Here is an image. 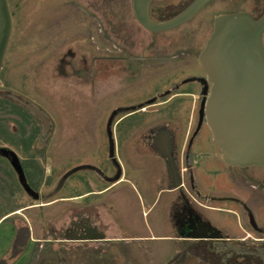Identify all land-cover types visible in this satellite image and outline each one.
Masks as SVG:
<instances>
[{
    "label": "rangeland",
    "instance_id": "obj_1",
    "mask_svg": "<svg viewBox=\"0 0 264 264\" xmlns=\"http://www.w3.org/2000/svg\"><path fill=\"white\" fill-rule=\"evenodd\" d=\"M9 3L14 27L0 76V100L16 103L10 98L15 96L41 110L49 121L46 133L43 132L39 118L35 116L32 121L33 125L37 124L40 127L34 151L45 169L44 182L50 183L43 185L39 191L40 199L29 197L18 186L20 190L14 201L16 203L23 201L29 206L46 204L49 201L48 195L58 182L62 170L59 157L61 140H68L65 142L66 145L62 146L68 166L78 159L95 162L105 160L106 111L98 110L97 106L107 107L112 94L122 93L127 76L120 72L123 63L113 66L114 64L102 55L95 63L98 76L94 84L84 82L76 76L75 71L81 69L85 61L90 65L93 55H97L90 50L89 43L87 45L85 40L91 36L90 28L95 32V29L100 27L101 32H106L112 41L122 45L131 56L148 58L179 56L181 60H185L181 62L175 59L177 61L171 63L168 60L156 59L146 63L147 66L141 69V83L145 79L177 68L179 72L184 73L178 75L181 79L191 74L190 70L183 69L182 66L192 63V59L186 58L187 54L197 55L204 46L212 32L211 23L214 15L242 8L251 12L258 10L259 16L263 7L261 0H214L188 24L158 34L154 38L134 18L131 0H9ZM159 3L164 4L165 10L186 5L184 0L155 1V4ZM64 68L67 74L63 73ZM133 69L134 67L131 68ZM139 84L140 82H135L132 86L137 87ZM162 86L161 82H154L151 88L143 92L150 95ZM125 94L133 98L134 95L138 96L139 92L132 90ZM122 96L124 97V94L119 98ZM195 101L200 100L196 97ZM169 110L166 108L157 111L156 120H161ZM16 122L17 118L14 115L0 113V123L9 133L18 132ZM43 135L45 137H42ZM0 138V152L14 151L21 159L23 158L14 147ZM209 140L210 133L204 129L194 144V153L199 157L195 173L204 184L213 183V180L221 184L223 175L217 178L210 176V170L220 172L223 165L218 157L217 147ZM151 178L143 173L142 178L136 180L138 184L133 177L131 181L140 187L151 183ZM14 201L12 200L10 204H14ZM0 205L7 208L9 203L4 201ZM132 206L134 207L132 211L125 214L126 221L120 220L128 235L136 237L143 232L140 225L151 221L152 215L148 219H141L137 204L133 203ZM61 207L63 205L43 207L42 210L33 208L21 212L12 220L18 222V228H30L31 235L39 237L41 228L47 225L49 220H54L55 226H60L66 209ZM10 229V221L0 228V255L8 247ZM159 246L162 248L165 244ZM154 253L160 255L159 250Z\"/></svg>",
    "mask_w": 264,
    "mask_h": 264
},
{
    "label": "flooded vegetation",
    "instance_id": "obj_2",
    "mask_svg": "<svg viewBox=\"0 0 264 264\" xmlns=\"http://www.w3.org/2000/svg\"><path fill=\"white\" fill-rule=\"evenodd\" d=\"M155 1L151 0L149 3V15L153 21L163 22L180 13L193 0H184L186 5L171 10H165L163 3L155 4ZM213 1L208 2L200 12ZM261 1L263 7L259 16L258 10L251 12L238 8L214 15L211 26L213 27L215 16L220 14L245 11L259 18L264 13V0ZM131 8L138 22L134 14L133 0H131ZM138 24L142 26L139 22ZM90 30L91 36L89 35L85 40L87 45L89 43L90 50L98 56L93 55L90 65L85 61L81 69L75 71L76 76L84 82L94 84L98 76L95 63L100 57L109 59L113 66L123 63L120 72L127 76L124 91L112 94L110 104L132 106L136 107L137 111H141L164 108L171 110L187 103L194 117L191 143L195 144L203 130L207 129L211 137L209 141L214 144L204 114L211 85L199 70L197 62L205 44L197 55L187 54L186 58L192 59V63L184 64L182 68L190 70L191 74L188 76L180 79L178 75L184 73L179 72L177 68L145 79L141 83L140 73L141 69L147 66L146 63L156 59L168 60L171 63L177 61L175 59L181 62L185 60H181L179 56L134 57L129 55L122 45L112 41L106 32H101L100 27H97L95 32L91 28ZM150 33L155 38L163 32ZM133 64L136 65L132 66ZM194 67L197 69L195 70ZM66 68L63 70L64 74H67ZM135 82L140 84L137 87L132 86ZM154 82H161L163 86L150 95L144 93L143 91L151 88ZM132 90H138L139 94L129 98L130 95L126 96L125 93ZM122 94L124 97L119 98ZM196 97L199 102L195 101ZM10 98L15 101L12 96ZM35 144L33 153H35ZM11 152L18 157L10 150L0 154L8 155ZM218 154L223 170L220 172L210 170V176L217 178L223 175V182L219 184L213 180V183L204 184L196 176V166L190 168L187 174H183L184 179L189 178L188 182L181 181L176 185L174 183L175 188L172 192L176 194L177 199L172 205L173 213L146 222L140 238L108 239L103 232L97 230L90 219L74 214L67 218L62 216L59 227L55 226L54 220H49V223L41 228L39 237H33L30 228L14 227L9 258L0 259V264H264V166L230 167L222 162L219 149ZM35 155L39 158L36 153ZM39 191L35 193L40 194ZM27 195L32 197L28 193ZM46 206L49 204L27 206L18 210L20 212L17 214L33 208L42 210ZM159 244L165 246L161 248ZM158 250L159 256L154 253Z\"/></svg>",
    "mask_w": 264,
    "mask_h": 264
},
{
    "label": "crops",
    "instance_id": "obj_3",
    "mask_svg": "<svg viewBox=\"0 0 264 264\" xmlns=\"http://www.w3.org/2000/svg\"><path fill=\"white\" fill-rule=\"evenodd\" d=\"M105 107L97 106L98 110L106 111L105 160L78 159L68 166L62 151L68 140H61L59 157L62 170L58 182L48 198L46 196L49 200L46 207L63 205L66 207L64 217L74 214L88 218L108 239L140 238L141 235L130 237L124 225L121 226V220L126 221L125 214L132 211L133 203L137 204L141 219L152 215V220H156L173 213L172 205L177 199L172 192L174 183L188 182L189 178L185 176L184 179L183 174L194 168L199 158L191 143L193 112L185 103L169 110L157 121L155 116L159 110L156 109L137 111L136 107L110 103ZM143 173L152 177V181L137 187L131 178L136 182ZM19 212L1 219L0 224L10 221L14 233V227L19 225L12 218ZM144 226L140 225L141 230ZM13 235H10L8 247L0 259L9 258Z\"/></svg>",
    "mask_w": 264,
    "mask_h": 264
},
{
    "label": "water",
    "instance_id": "obj_4",
    "mask_svg": "<svg viewBox=\"0 0 264 264\" xmlns=\"http://www.w3.org/2000/svg\"><path fill=\"white\" fill-rule=\"evenodd\" d=\"M150 1L133 0L134 14L145 29L156 34L187 23L211 0H193L163 22L150 17ZM13 27L9 0H0V76ZM197 62L211 85L204 114L222 162L230 167L264 166V13L259 18L245 11L215 16L212 32ZM12 98L39 118L46 133L49 121L45 114L15 96ZM9 154L23 188L37 198L39 195L29 187L18 157Z\"/></svg>",
    "mask_w": 264,
    "mask_h": 264
},
{
    "label": "trees",
    "instance_id": "obj_5",
    "mask_svg": "<svg viewBox=\"0 0 264 264\" xmlns=\"http://www.w3.org/2000/svg\"><path fill=\"white\" fill-rule=\"evenodd\" d=\"M0 113L11 116L14 115V117L17 118L16 123L18 125V132L14 134L9 133L7 129H5V126L0 123V137H2L10 146L14 147L17 153L23 155L22 159L19 156L18 158L26 181L29 187L34 192H37L42 185H45L48 182H44L45 169L40 158H37L32 152L33 145L40 134V127L37 124H32L35 116L18 104L5 100H0ZM18 186L21 188V191H24L23 186L17 179L16 171L11 164L10 154H0V203H3L4 201L9 203V205L6 206L7 208L0 205V220L11 213L29 206L25 205L23 201H18V203L14 201L20 190V188L18 190ZM12 200L14 201V204H10L12 203ZM4 223H6V221L3 222V224ZM3 224L0 225V228ZM10 232V234H13L11 229Z\"/></svg>",
    "mask_w": 264,
    "mask_h": 264
}]
</instances>
